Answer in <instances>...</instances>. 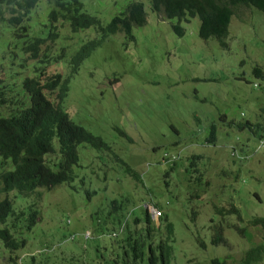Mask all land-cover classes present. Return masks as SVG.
Listing matches in <instances>:
<instances>
[{"label": "rangeland", "instance_id": "obj_1", "mask_svg": "<svg viewBox=\"0 0 264 264\" xmlns=\"http://www.w3.org/2000/svg\"><path fill=\"white\" fill-rule=\"evenodd\" d=\"M80 1L105 24L130 0ZM134 1L143 4L144 24L132 28L131 37L109 35L90 51L69 77L61 103L71 121L107 148L79 144L69 183L39 189L38 196L0 194L15 211L38 210L28 230L23 221L12 228L25 241L14 254L18 264H88L106 257L118 237H108L113 228L108 222L113 220L117 230V221L142 217L144 208L150 215L154 205L159 215H150L153 223L165 214L173 226V264H209L213 257L238 264L242 252L261 241L260 228L247 221L264 216V143L258 146L257 135L234 122L255 123L263 114L264 78L251 72L257 65L264 75L263 14L238 6L224 49L213 38L198 37L197 17L182 20L183 33L177 36L170 26L176 19L152 12L148 0ZM48 8L38 2L28 19L41 22ZM56 25V47L63 46L66 57L94 36L91 27L71 32L66 23ZM47 70L66 74L68 69L50 64ZM210 124L216 127L213 144L204 142ZM122 163L138 174V182ZM231 206L237 214L222 211ZM224 222L234 228H224ZM219 223L225 245L210 243ZM95 226L101 229L97 233ZM9 255L0 242V264L18 259Z\"/></svg>", "mask_w": 264, "mask_h": 264}, {"label": "trees", "instance_id": "obj_2", "mask_svg": "<svg viewBox=\"0 0 264 264\" xmlns=\"http://www.w3.org/2000/svg\"><path fill=\"white\" fill-rule=\"evenodd\" d=\"M40 1H45L49 8L41 22L30 21L28 16ZM148 3L149 9L163 19H176L170 26L177 36L183 33L182 20L197 17L198 37L202 40L213 38L224 49L227 47V26L238 6L254 7L264 16V0H148ZM57 22L60 25L66 23L71 32L91 27L94 36L83 39L66 57L64 47H56ZM144 22L143 4L134 0L128 1L105 24L87 13L80 0H0V194L15 191L24 196L33 193L38 196L39 189L49 190L69 183L75 176L73 166L78 162L76 147L79 144L85 143L98 150L107 148L100 137L71 121L61 108L68 90V79L90 51L107 36L122 33L131 37V29ZM36 24L39 26L35 29ZM50 64L66 66L67 73L48 71ZM251 72L256 78H264L257 65ZM252 85L257 86L256 83ZM231 123L228 122V126ZM234 127L245 128L258 139L263 137L264 109L257 122H234ZM208 130L204 142L213 144L215 125L210 124ZM56 158L58 160L54 162ZM51 163L55 169L50 167ZM122 166L135 182L140 180L133 169L123 163ZM119 208L114 203L112 209L117 212ZM222 211L238 213L233 206ZM20 217L22 219L17 220ZM8 218H12L9 224ZM37 218V209L28 208L26 213L15 211L10 199L6 196L0 198V242L10 253L9 259L11 256L18 258L14 254L25 244L24 239L15 236L12 228L23 221L24 228L28 230ZM108 223L113 225L108 237L118 235L116 245L106 257L96 256L88 264H173V226L165 214L158 224H154L144 208L142 217L135 216L130 222L117 221V230L113 220ZM247 224L260 228L261 241L246 248L238 264H264V216H250ZM230 227L233 225L224 222V228ZM93 229L94 233L101 230L96 226ZM222 230L220 223L213 226L211 244H226ZM236 231L242 236L247 235L244 227H237ZM198 244L204 247L203 241H198ZM18 260L7 261L18 264ZM209 264L229 263L225 258L213 257Z\"/></svg>", "mask_w": 264, "mask_h": 264}, {"label": "built area", "instance_id": "obj_3", "mask_svg": "<svg viewBox=\"0 0 264 264\" xmlns=\"http://www.w3.org/2000/svg\"><path fill=\"white\" fill-rule=\"evenodd\" d=\"M263 143H264V137L259 140V145H262ZM150 210L149 211L151 212V214L159 215V211L157 209L150 207Z\"/></svg>", "mask_w": 264, "mask_h": 264}, {"label": "clouds", "instance_id": "obj_4", "mask_svg": "<svg viewBox=\"0 0 264 264\" xmlns=\"http://www.w3.org/2000/svg\"><path fill=\"white\" fill-rule=\"evenodd\" d=\"M263 137H264V136H263ZM263 137H261V138L258 139V144H257L258 146H262V145H259V140L262 139ZM150 215H151V214H150Z\"/></svg>", "mask_w": 264, "mask_h": 264}]
</instances>
